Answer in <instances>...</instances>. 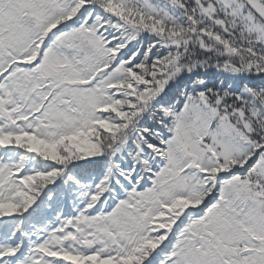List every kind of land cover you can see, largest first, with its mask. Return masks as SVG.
Masks as SVG:
<instances>
[{
	"label": "snow or ice",
	"instance_id": "6c2138e0",
	"mask_svg": "<svg viewBox=\"0 0 264 264\" xmlns=\"http://www.w3.org/2000/svg\"><path fill=\"white\" fill-rule=\"evenodd\" d=\"M0 264H264V0H0Z\"/></svg>",
	"mask_w": 264,
	"mask_h": 264
}]
</instances>
